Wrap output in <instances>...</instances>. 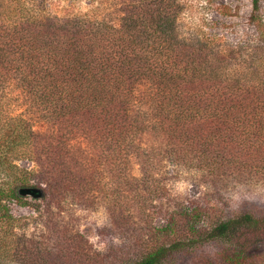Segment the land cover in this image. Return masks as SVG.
I'll list each match as a JSON object with an SVG mask.
<instances>
[{
  "label": "trees",
  "instance_id": "1",
  "mask_svg": "<svg viewBox=\"0 0 264 264\" xmlns=\"http://www.w3.org/2000/svg\"><path fill=\"white\" fill-rule=\"evenodd\" d=\"M47 3L0 0V207L31 188L102 205L124 241L102 254L81 235L17 237L0 264H176L206 245L215 252L192 264H264L262 212L179 207L158 224L154 211L168 164L215 190L264 186V0H251L255 35L234 47L184 32L160 0H119L118 25Z\"/></svg>",
  "mask_w": 264,
  "mask_h": 264
},
{
  "label": "rangeland",
  "instance_id": "2",
  "mask_svg": "<svg viewBox=\"0 0 264 264\" xmlns=\"http://www.w3.org/2000/svg\"><path fill=\"white\" fill-rule=\"evenodd\" d=\"M118 2L119 0H48L47 8L58 17L84 16L93 12L103 15L109 12L116 16L110 20L118 25L121 15ZM160 6L179 15L178 25L184 32L196 28L230 47L242 44L256 33L249 22L251 0H160ZM262 11L264 12L263 5ZM34 129L40 132L44 127L34 121ZM17 164L22 175L34 168L29 161H18ZM134 174H139L137 167H134ZM164 176L167 194L156 202L154 208L155 222L158 224L163 222L167 212L179 207L217 209L226 216L249 211L264 213L262 185L215 190L202 183L197 172L174 164L166 166ZM28 180H31L34 187L45 189L44 184H34L35 179L31 175ZM5 183L0 176V188H8ZM49 198L34 199L30 195L19 199L7 195L3 197L0 207V249L8 247L17 237L21 239L20 244L26 245L29 239L41 242L54 240L52 242L56 243L61 235H65V239L81 235V246L86 251L102 254L123 243V235L113 227L104 206L86 207L69 196ZM215 250L214 245H206L196 255L179 257L175 261L176 264H192L193 259L201 253L212 254ZM4 256V253H0V260L11 259L8 254L7 257Z\"/></svg>",
  "mask_w": 264,
  "mask_h": 264
},
{
  "label": "water",
  "instance_id": "3",
  "mask_svg": "<svg viewBox=\"0 0 264 264\" xmlns=\"http://www.w3.org/2000/svg\"><path fill=\"white\" fill-rule=\"evenodd\" d=\"M21 194L23 195H30L34 198H38L41 196L42 192L40 190L37 189H24L20 191Z\"/></svg>",
  "mask_w": 264,
  "mask_h": 264
}]
</instances>
